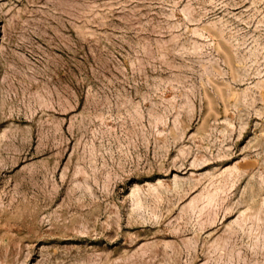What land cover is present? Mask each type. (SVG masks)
<instances>
[{"label":"rangeland","instance_id":"obj_1","mask_svg":"<svg viewBox=\"0 0 264 264\" xmlns=\"http://www.w3.org/2000/svg\"><path fill=\"white\" fill-rule=\"evenodd\" d=\"M0 264H264V0H0Z\"/></svg>","mask_w":264,"mask_h":264}]
</instances>
